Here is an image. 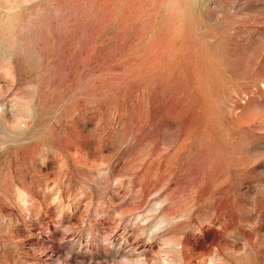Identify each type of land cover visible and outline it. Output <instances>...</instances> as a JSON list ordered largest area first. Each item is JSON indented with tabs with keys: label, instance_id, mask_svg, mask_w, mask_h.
Segmentation results:
<instances>
[{
	"label": "rangeland",
	"instance_id": "rangeland-1",
	"mask_svg": "<svg viewBox=\"0 0 264 264\" xmlns=\"http://www.w3.org/2000/svg\"><path fill=\"white\" fill-rule=\"evenodd\" d=\"M0 264H264V0H0Z\"/></svg>",
	"mask_w": 264,
	"mask_h": 264
},
{
	"label": "bare ground",
	"instance_id": "bare-ground-1",
	"mask_svg": "<svg viewBox=\"0 0 264 264\" xmlns=\"http://www.w3.org/2000/svg\"><path fill=\"white\" fill-rule=\"evenodd\" d=\"M162 222L165 224V220H162ZM162 243H166V244H168V242L165 241V240H163Z\"/></svg>",
	"mask_w": 264,
	"mask_h": 264
}]
</instances>
